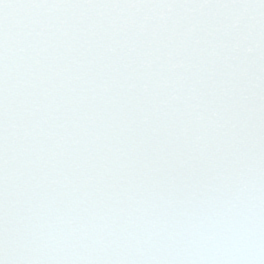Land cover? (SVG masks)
I'll return each mask as SVG.
<instances>
[{"label":"snow or ice","instance_id":"snow-or-ice-1","mask_svg":"<svg viewBox=\"0 0 264 264\" xmlns=\"http://www.w3.org/2000/svg\"><path fill=\"white\" fill-rule=\"evenodd\" d=\"M0 264H264V0H0Z\"/></svg>","mask_w":264,"mask_h":264}]
</instances>
